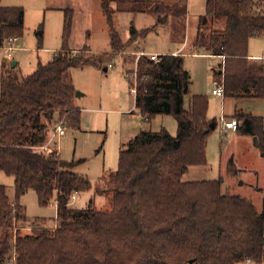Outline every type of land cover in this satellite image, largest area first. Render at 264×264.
<instances>
[{"label": "trees", "instance_id": "obj_1", "mask_svg": "<svg viewBox=\"0 0 264 264\" xmlns=\"http://www.w3.org/2000/svg\"><path fill=\"white\" fill-rule=\"evenodd\" d=\"M101 1L111 49L120 50L124 42L110 2ZM71 17L65 16L63 47L51 61L22 77L10 68L2 73L0 170L14 176L15 196L0 184V264H264V210L225 191L223 177L183 179L191 166L207 165L208 135L219 123L208 117L206 96H191L185 107L191 77L181 54L162 55L159 62L141 57L135 76L127 75L144 119L172 114L177 134L143 129L122 147L119 168L95 186L99 194H112L107 209L70 204L93 184L62 159L57 144L44 146L49 126L61 118L67 127L80 128L71 69L97 60L69 48ZM24 19L23 7L0 3V47L23 34ZM263 33L264 0H207L195 45L225 57L215 74L223 79L225 96L264 99V62L248 54L250 38ZM232 117L236 131L255 136L264 152V117L242 108ZM227 173H238L234 158ZM31 189L41 204L55 197L53 224L27 215L20 199Z\"/></svg>", "mask_w": 264, "mask_h": 264}, {"label": "rangeland", "instance_id": "obj_2", "mask_svg": "<svg viewBox=\"0 0 264 264\" xmlns=\"http://www.w3.org/2000/svg\"><path fill=\"white\" fill-rule=\"evenodd\" d=\"M109 2L114 27L124 42V47L115 51L111 49L110 25L101 0H0L3 6L23 7L25 10L24 30L14 43V54L11 57L7 54L9 39L0 47V92L2 73L7 68L12 69L13 62H17L15 69L22 77L33 72L39 62L51 61L55 52L61 50L67 14H71L73 22L69 48L77 55L97 58L95 62L71 69L76 92L81 93L76 97L81 114L80 128L66 127L65 135L57 134L50 141L52 147L57 144L62 159L73 162V170L93 184L89 191L76 193L71 198L70 204L77 208H84L91 202L95 208L109 207L112 194H99L95 186L103 176L119 168L122 147L137 133L143 129L159 131L163 128L173 135L178 132L174 115L157 114L147 121L135 105L127 73L135 76L133 71L138 50L143 48L147 53L161 56L183 55L184 67L191 77L185 107L189 106L191 96H206L209 99L208 117L219 124L222 116L232 117L230 115L234 114L237 103H246L213 94L215 74L221 70L225 57L213 55L204 46L195 45L197 23L206 13L207 0ZM133 30L137 31L134 39ZM248 54L264 58V33L250 38ZM249 112L264 117V99L253 101ZM55 125L49 126L48 139ZM241 136L232 130L222 132L220 125L216 126L208 135L207 165L191 166L185 178L223 177L225 191L251 199L259 210H264V152L258 145L249 147L239 138ZM231 158H234L238 169L233 176L227 173ZM0 184L6 186L10 198L14 199V176L0 170ZM20 203L30 218L43 217L49 224L54 223L57 212L55 197L44 205L39 201L36 190L31 189L21 197Z\"/></svg>", "mask_w": 264, "mask_h": 264}, {"label": "built area", "instance_id": "obj_3", "mask_svg": "<svg viewBox=\"0 0 264 264\" xmlns=\"http://www.w3.org/2000/svg\"><path fill=\"white\" fill-rule=\"evenodd\" d=\"M17 40H18V37H12L8 40L9 46H8L6 51H7V54L9 57H11L16 50V45L14 43ZM136 55H137V57H136L137 61H136V68L134 71V75L136 74L138 61L141 57H149L154 62H159L161 60V55H158L156 53H147L143 48L138 50L136 52ZM214 83H215V87L213 88V94L215 96L223 97L225 95L223 79H221V80L216 79ZM64 121L65 120H60L54 126V129L52 130V134H50V137L48 139L49 142L47 141L45 146H44L45 148H48V146L50 145V141H52L54 139V137H56L57 134L65 135L67 123H66V121L65 122ZM219 125H220L222 132H227L230 130L236 131L238 128V120L235 117L222 116L220 118V124ZM74 197H75V194L72 196V198H74ZM194 264H200V263H194Z\"/></svg>", "mask_w": 264, "mask_h": 264}, {"label": "crops", "instance_id": "obj_4", "mask_svg": "<svg viewBox=\"0 0 264 264\" xmlns=\"http://www.w3.org/2000/svg\"><path fill=\"white\" fill-rule=\"evenodd\" d=\"M197 26H198V23H197ZM63 33V32H62ZM174 53H178L177 51H174ZM249 58H250V60L252 59V61H254V62H264V58L263 57H254V56H249ZM14 63V62H13ZM12 63V64H13ZM16 63V65L15 66H13L12 65V69L13 70H16L15 69V67L17 66V62H15ZM107 70V69H106ZM127 75H128V73H127ZM233 98H235V97H233ZM236 99H238V100H243L244 102H246L245 103V105H240V103H237L236 105H235V112H236V110L237 109H240V108H242L243 110H245L246 112H249V110H250V107H251V104H252V102L253 101H255V100H257V99H248V98H236ZM240 102V101H239ZM75 104H76V98H75ZM77 106V105H76ZM235 112H234V114H235ZM233 114V115H234ZM233 115H230V116H233ZM215 123V122H214ZM219 123V122H218ZM218 126V125H217ZM236 133H238L237 131H235ZM241 135H243V136H241V137H239V138H241L242 140H244L245 142H246V144H248L249 145V147H251V146H253V145H258V140H257V138L255 137V136H252V135H245V134H241ZM259 146V145H258ZM190 170V169H189ZM189 172V171H188ZM188 172L186 173V174H188ZM185 174V175H186ZM185 175H184V177H183V179L184 180H188V179H186L185 178Z\"/></svg>", "mask_w": 264, "mask_h": 264}, {"label": "water", "instance_id": "obj_5", "mask_svg": "<svg viewBox=\"0 0 264 264\" xmlns=\"http://www.w3.org/2000/svg\"><path fill=\"white\" fill-rule=\"evenodd\" d=\"M12 65L15 66L16 63L14 62ZM106 69H107V68H105V70H106ZM75 95H76V97H78L79 95H81V93H80L79 91H77ZM215 126H216V123L213 122V123L211 124V128H214ZM190 262L193 263V260H191Z\"/></svg>", "mask_w": 264, "mask_h": 264}]
</instances>
